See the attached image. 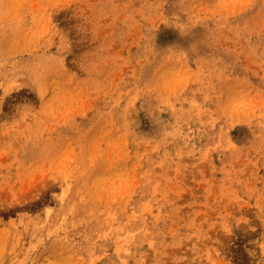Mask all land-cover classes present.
Wrapping results in <instances>:
<instances>
[{
    "label": "rangeland",
    "instance_id": "rangeland-1",
    "mask_svg": "<svg viewBox=\"0 0 264 264\" xmlns=\"http://www.w3.org/2000/svg\"><path fill=\"white\" fill-rule=\"evenodd\" d=\"M0 101V264H264V0H0Z\"/></svg>",
    "mask_w": 264,
    "mask_h": 264
},
{
    "label": "clouds",
    "instance_id": "clouds-1",
    "mask_svg": "<svg viewBox=\"0 0 264 264\" xmlns=\"http://www.w3.org/2000/svg\"><path fill=\"white\" fill-rule=\"evenodd\" d=\"M26 74H27L26 71L21 73V75H26ZM144 91L148 94L163 95L162 87L155 82H153L149 85H146L144 88ZM0 103H4V102L0 101ZM8 103H11V102H8Z\"/></svg>",
    "mask_w": 264,
    "mask_h": 264
}]
</instances>
